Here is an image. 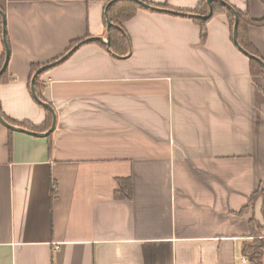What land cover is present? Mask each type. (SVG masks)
I'll use <instances>...</instances> for the list:
<instances>
[{"label":"crops","instance_id":"crops-1","mask_svg":"<svg viewBox=\"0 0 264 264\" xmlns=\"http://www.w3.org/2000/svg\"><path fill=\"white\" fill-rule=\"evenodd\" d=\"M110 1L0 0L3 116L46 125L30 67L106 38ZM137 1L189 11L203 0ZM225 2L264 18L259 0ZM205 27L202 41L191 18L143 8L120 28L126 56L83 44L42 75L50 139L0 126V264H248L250 221L264 227L262 201L248 207L264 190V78L225 15ZM247 32L264 63V27Z\"/></svg>","mask_w":264,"mask_h":264},{"label":"trees","instance_id":"trees-1","mask_svg":"<svg viewBox=\"0 0 264 264\" xmlns=\"http://www.w3.org/2000/svg\"><path fill=\"white\" fill-rule=\"evenodd\" d=\"M223 1H226V0H223ZM259 1H261V3L263 4V7H264V0H259ZM152 6H154L156 8L159 7L162 9L168 8L165 5H158L157 6V5L152 4ZM143 8L144 7H141L134 0H118V1H115L112 3L110 8L108 9V19L112 23V27L109 28L107 31V36L109 37V50L112 51V54L114 53V54L119 55V56H126L128 54L126 36L123 34V32H121L120 28L122 27V25L125 22H128L129 19L133 18L138 10H142ZM144 9H146V8H144ZM175 11L187 13V14L191 13V14L203 17L204 15H206L208 13V7L206 5L205 0H203V1H201V4L199 5V7L194 9V10H189V11L175 10ZM235 11H236L237 17L239 18L238 26H237V30H236L237 42H238L239 46L242 47L250 55H253V56L260 59L259 53L249 42L247 28L251 25L257 26V27H264V18L261 20H254L251 17H249V15L247 13H242L238 10H235ZM220 14L225 15V17H227V19H228L231 37H232V41H233V32L232 31H233V25H234V17L232 16L231 12L226 7H224L221 3L213 2L212 3V16L220 15ZM211 17L205 21H203L200 18L189 17L194 21L195 24H197L199 26L202 41H204L205 37L207 36L205 26H206V23L211 19ZM81 42L82 41H77V42L71 43L69 45V47L67 48V51L65 53L67 54V52L69 50H71L74 46H76L77 44H79ZM90 43H94L97 45L99 44V45L103 46V44L99 41L98 42H88L86 44H90ZM66 54H64V55H66ZM4 60H5V54L0 55V68L2 67V65L4 63ZM247 60L249 63L251 76L253 75V76H259L261 78H264L262 66L253 59L252 60L247 59ZM38 68H39L38 65L37 66L32 65L30 67V69H31L30 81L32 80L35 73L37 72ZM45 72H47V71H44L41 74L37 75V77L34 80L35 94L41 100H43L42 95H41L42 94L41 90L43 88V84H41L40 79ZM10 80L11 79H10V76L8 74V70L6 69V71L0 76V84H6ZM45 111H46V115H47L46 125L43 126L42 128L41 127L38 128V129H36V128H34V127H32L26 123H23V124L15 123L12 120H10L8 117L6 118L5 116H3L1 113H0V115L3 117V119L6 122H8L14 126L20 127L22 129L24 128L26 130H30L33 132H38V131L39 132H45L50 128L51 122H52V114L49 111H47L46 109H45ZM258 199H260L262 201L261 216H262L263 222H264V190L258 189L255 191V193L251 196V198L249 200L250 203H249L248 207L253 206V204H255L256 200H258ZM250 229L252 232V236H251L252 241L244 242L242 244L241 254L246 259V263H248V264H263L262 257L264 255V227L261 226L258 221L251 220L250 221Z\"/></svg>","mask_w":264,"mask_h":264},{"label":"water","instance_id":"water-1","mask_svg":"<svg viewBox=\"0 0 264 264\" xmlns=\"http://www.w3.org/2000/svg\"><path fill=\"white\" fill-rule=\"evenodd\" d=\"M115 1H118V0H112V1H110L107 4V7L105 9L104 16H105V21H106L107 29H109V28L112 27V23L108 19V9L112 5V3L115 2ZM134 1L137 4H139L141 7H144L146 9H148V10H151V11H155V12H158V11L166 12V13H169L171 15H176V16H180V17H184V18L196 17V18L202 19L203 21L209 19L212 16V3L213 2L221 3L224 7H226L231 12L232 16L234 17V25H233V31H232L233 32V45H234V47L235 48H238V50L247 59H250V60L253 59L256 62H258L262 66L263 73H264V63L259 58L255 57L253 55H250L242 47L239 46V44L237 42V32H236L239 18L237 17L236 11L227 2H225L223 0H206L207 6H208V13L206 15H204L203 17H201V16L194 15V14H191V13L187 14V13H182V12H178V11H169V10L162 9V8H159V7L158 8H155L153 6H150V5L141 3V2H139L137 0H134ZM0 16H1V24H2V39H3L4 48H5V51H4L5 60H4V63L2 65V67L0 68V76H1L6 71V66H7V63H8V60H9V51H8V43H7V39H6V24H5L4 16L1 13V11H0ZM98 41L101 42V43H103L105 45V47L107 48V50L109 49V37L108 36L106 38H102V37L87 38L85 40H82L81 43H79L76 46H74L71 50H69L67 52L66 55H64L59 60H57L55 62H52V64L44 65V66L39 67L38 70H37V72L33 76L32 80L30 82V84H31L32 98H33V100H35L37 103H39L40 105H42L45 109H47L52 114L53 121H52V124H51V126H50V128L48 129L47 132H44V133H35V132H31L29 130H26L24 128L22 129L20 127L14 126V125L6 122L1 115H0V126H2L3 128H5L6 130L13 131V132H18V133H22V134L25 133V134L30 135V136H33L35 138H39V137H45L46 138L49 135H51L54 132V128H55V124H56V116L53 113L50 105H48L47 103H44L43 101H41V99H39L36 96L35 91H34V80H35V78L37 77V75L41 74L42 72L51 69L53 66H55L59 62L67 59V57L69 55H71L72 53H74V51L77 50L78 48H80L83 44H86L88 42H98Z\"/></svg>","mask_w":264,"mask_h":264},{"label":"built area","instance_id":"built-area-1","mask_svg":"<svg viewBox=\"0 0 264 264\" xmlns=\"http://www.w3.org/2000/svg\"><path fill=\"white\" fill-rule=\"evenodd\" d=\"M246 259L242 258V262H245Z\"/></svg>","mask_w":264,"mask_h":264}]
</instances>
